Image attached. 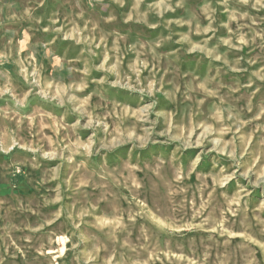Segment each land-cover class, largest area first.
<instances>
[{"label": "rangeland", "instance_id": "1", "mask_svg": "<svg viewBox=\"0 0 264 264\" xmlns=\"http://www.w3.org/2000/svg\"><path fill=\"white\" fill-rule=\"evenodd\" d=\"M0 264H264V0H0Z\"/></svg>", "mask_w": 264, "mask_h": 264}]
</instances>
